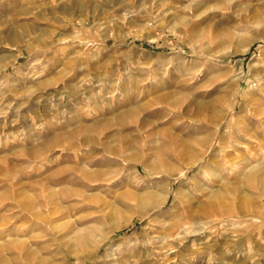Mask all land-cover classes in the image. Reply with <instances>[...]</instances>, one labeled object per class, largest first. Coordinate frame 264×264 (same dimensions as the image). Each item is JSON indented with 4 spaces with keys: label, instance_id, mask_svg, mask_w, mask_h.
Listing matches in <instances>:
<instances>
[{
    "label": "rangeland",
    "instance_id": "374dc122",
    "mask_svg": "<svg viewBox=\"0 0 264 264\" xmlns=\"http://www.w3.org/2000/svg\"><path fill=\"white\" fill-rule=\"evenodd\" d=\"M0 264H264V0H0Z\"/></svg>",
    "mask_w": 264,
    "mask_h": 264
},
{
    "label": "bare ground",
    "instance_id": "6f19581e",
    "mask_svg": "<svg viewBox=\"0 0 264 264\" xmlns=\"http://www.w3.org/2000/svg\"><path fill=\"white\" fill-rule=\"evenodd\" d=\"M247 41H248V40H247ZM210 145H211V144H210ZM234 158H235V157H234ZM259 162H260V161H259ZM236 163L238 164L239 162H236ZM232 167H233V166H232ZM251 167H253L252 164H251V165L247 164L246 166H244V170H243V171H244L245 173H249V170H250ZM215 171H216V170H215ZM248 177H249V176H248Z\"/></svg>",
    "mask_w": 264,
    "mask_h": 264
}]
</instances>
